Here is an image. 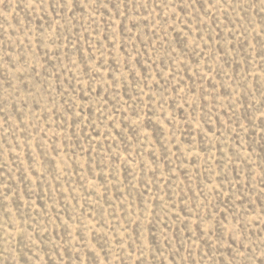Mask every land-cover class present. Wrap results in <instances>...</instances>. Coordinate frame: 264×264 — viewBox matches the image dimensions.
Returning <instances> with one entry per match:
<instances>
[{"label": "rangeland", "instance_id": "1", "mask_svg": "<svg viewBox=\"0 0 264 264\" xmlns=\"http://www.w3.org/2000/svg\"><path fill=\"white\" fill-rule=\"evenodd\" d=\"M0 264H264V0H0Z\"/></svg>", "mask_w": 264, "mask_h": 264}]
</instances>
